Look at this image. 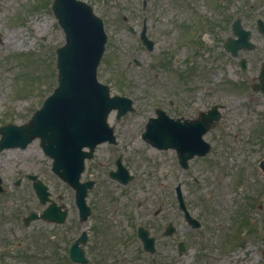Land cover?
I'll use <instances>...</instances> for the list:
<instances>
[{
	"label": "rangeland",
	"instance_id": "374dc122",
	"mask_svg": "<svg viewBox=\"0 0 264 264\" xmlns=\"http://www.w3.org/2000/svg\"><path fill=\"white\" fill-rule=\"evenodd\" d=\"M83 1L92 5L95 13L104 19L108 35L105 60L103 59L98 72L99 80L110 84L112 93L132 97L137 106L136 114L122 122L133 127V137L125 143L129 146V152L133 154L132 156L129 154L128 159L132 160L134 168L137 169L135 181L124 189L130 195H137L140 200L149 199L146 203L150 202V219L153 218L154 210L167 197L168 204L172 205V185L175 186L180 177V171H177V165H174V159L168 153L157 152L151 148L150 151H146L141 144L140 132L154 107L151 103L158 101L159 105H163L162 92L167 85L171 91H174L187 85L202 87L211 81L210 87L218 93L215 97L218 98V102L226 106L221 124L210 137L215 144V152L207 160H197L192 166V171L199 173L203 185L200 188L195 187L191 184V179L187 185L195 213L200 206H203L205 200H209L212 211H218V215L214 214L212 220L205 222L206 228L200 232L211 237L212 242L213 240L218 242L219 240L215 241V235L219 228L218 225L213 226V220L216 221L215 223L226 224L227 212H231L238 201L247 198L255 201V204L258 203L257 206L260 203L264 205V179H260L257 169L259 160L264 157V97H260L257 103H250L248 97L251 96L249 81L258 76L261 61H264V37L256 29L257 20H264V0H220L219 7L215 5V0H211L210 6L205 5L204 0ZM144 1L147 6L146 16L151 19L150 25H155L153 36L158 41L155 53L140 48L137 37L128 30V25L141 28ZM52 2L53 0L0 1V124L9 121L21 123L29 119L33 111L42 105L46 96L57 85L55 50L64 44L65 36L52 12ZM194 3L201 12L213 10L209 21L212 22L214 29L212 31L210 26L205 28V32L212 31V36L209 34L208 37L213 42L206 44L201 39L200 43L188 41L189 44L184 46V40L182 47L171 49L172 57L180 60L192 56V51L195 49L199 50V54L195 57V74L186 84L183 83L184 79L177 80L174 72L167 74L162 68L161 62L166 46L163 38L170 30L176 34L179 30L178 25L182 21L185 23L195 21L194 25L198 24V18L195 20L192 10ZM178 10L180 13L173 15ZM124 17L128 18L129 23L124 22ZM239 17L244 27L253 30L252 40L258 45L255 52H240V58L245 57L249 62L251 61V77L241 71L240 59L232 57L223 48L225 39L232 35V22ZM202 31L203 28L200 27L195 35ZM22 36L25 37L24 42L21 46H17L13 39H20ZM213 37L216 38L215 44ZM175 38H178L177 34ZM134 59H138L141 65H136ZM217 66L222 68V72L218 73L219 77L221 76L220 82H216L215 79ZM172 68L178 72L188 69L186 62H182L177 68L173 63ZM35 74L41 78L35 76V81L30 84L32 90H29V80L31 82L32 77L29 79L27 77ZM168 78L169 84H166ZM119 82L124 83L123 92H119L117 88ZM227 83L231 84L230 89ZM235 85L239 87L236 89ZM244 89L245 91H242ZM138 147L144 158L145 155H150V163L140 161V155H136ZM29 152L34 153V149L10 150L1 156L3 162H7L10 156L9 168H13L11 171L4 165L1 166L7 192L0 195V246L13 238L12 229L15 227L17 228L15 236L20 240V235L23 234L20 230L21 221L17 222L15 219H19L28 208H41L39 203L35 202L36 197L29 183L25 182L24 186L19 187L28 193L27 196L12 194V184L17 179L12 178L20 172L39 173L54 195L62 194L64 203L69 204L68 195H64L65 185L51 172V161L43 156L42 160L30 157ZM33 159L41 162L33 163ZM15 164H20L22 169L19 172ZM240 184L242 188L239 187V190ZM19 190L17 189V192ZM198 196L202 197L199 207L196 202ZM252 212L255 218L264 217L259 214L258 209ZM175 214V209L168 207L162 216L157 218L158 224L161 226L167 217H173L179 228V235L183 230L191 239L189 228ZM154 235L158 239L156 256L158 264H174V262L200 264L196 259L200 256H197V252L201 244V240L196 238L200 237L197 233L192 240L189 239L190 252L183 260L178 258L174 238H164L159 232H155ZM7 238L10 240L7 241ZM204 258V262L212 261L208 257ZM9 263L14 262L9 261ZM150 264H152L151 258Z\"/></svg>",
	"mask_w": 264,
	"mask_h": 264
},
{
	"label": "water",
	"instance_id": "95a60500",
	"mask_svg": "<svg viewBox=\"0 0 264 264\" xmlns=\"http://www.w3.org/2000/svg\"><path fill=\"white\" fill-rule=\"evenodd\" d=\"M54 8L68 40L59 50L60 87L30 124L17 131L23 146L25 139L38 134L49 155L56 154L54 151L59 147L58 168H62L67 178L71 164L78 173L82 170L84 155L80 148L90 142L94 145L101 134L102 137L109 135L106 115L112 107L121 104L122 99H110L107 86L96 80L97 65L106 41L102 21L93 15L91 7L78 0H56ZM239 23L238 20L234 25L237 32L240 31ZM85 113L92 116L83 118ZM158 143L159 146L164 144L163 141Z\"/></svg>",
	"mask_w": 264,
	"mask_h": 264
},
{
	"label": "flooded vegetation",
	"instance_id": "af4514ba",
	"mask_svg": "<svg viewBox=\"0 0 264 264\" xmlns=\"http://www.w3.org/2000/svg\"><path fill=\"white\" fill-rule=\"evenodd\" d=\"M169 91V88H165L164 90L165 99L169 107L165 111L168 113V115L174 118H187L189 120H193L199 116L201 111L208 109V105L211 103L209 101H212V98H210L209 101L199 98L198 93L194 92L193 89H179V93L174 94L176 97V99H174V104L172 98H170ZM178 95H184L185 100L182 102L181 109L177 110L173 108L176 107V102L179 103L177 100L180 99L177 97ZM170 105H172V108H170ZM128 139H130V137L120 135L118 144H104L102 146H106L107 148H119L120 143H123ZM126 150L127 146L124 145L121 146V151H114V153H119V155L113 161L114 169L117 168V164L118 162L120 164V161L124 166L134 167L123 153ZM110 172L111 170L108 171V174H110ZM106 194L107 193L104 192L103 196L99 199V202H101V200L106 201L104 200L107 196ZM117 213H123L122 209L117 208ZM144 223H146V220H144ZM140 225L141 224L132 221L129 218V215L123 214H119L118 218L114 217L110 221L104 219L103 217H98L96 221L90 222L87 225V241L80 244V247L84 250L86 257L88 258L87 264H106L108 260L113 261L115 256H119V253H121V247L125 248L124 251H128L130 247H133V253L128 252L126 257L119 259L118 264H148L147 260L144 258L146 253L144 251L143 253L138 252V247L135 246V241H139L137 237V228ZM76 231L77 227L75 224H69L68 236L70 237H68V239H70V243L68 252L80 236V234H76ZM259 250H261V248H259ZM112 256L113 258H110ZM84 259H86L85 256ZM259 259L264 261V250L261 251ZM68 262L69 264H75L70 259L69 253ZM80 264H84V260L81 261ZM262 264H264V262Z\"/></svg>",
	"mask_w": 264,
	"mask_h": 264
},
{
	"label": "bare ground",
	"instance_id": "6f19581e",
	"mask_svg": "<svg viewBox=\"0 0 264 264\" xmlns=\"http://www.w3.org/2000/svg\"><path fill=\"white\" fill-rule=\"evenodd\" d=\"M24 39L25 37L22 36L20 39H13L14 43L17 45V46H21L22 45V42H24Z\"/></svg>",
	"mask_w": 264,
	"mask_h": 264
}]
</instances>
